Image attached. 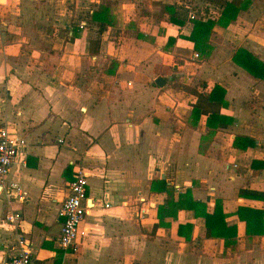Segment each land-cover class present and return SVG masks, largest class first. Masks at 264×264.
<instances>
[{"label": "crops", "instance_id": "0c3cea01", "mask_svg": "<svg viewBox=\"0 0 264 264\" xmlns=\"http://www.w3.org/2000/svg\"><path fill=\"white\" fill-rule=\"evenodd\" d=\"M168 5L188 10L185 22L169 21ZM204 6L218 9L208 0H0V123L27 140L0 183V264L18 253L19 235L38 264H264V234H247L238 214L261 210L264 221V197L240 194L264 193V78L235 61L244 49L264 63V0L217 24L210 53L196 58L189 14ZM216 85L226 89L227 127L194 111ZM245 137L255 144L243 147ZM79 169L89 208L78 249L64 250L61 206ZM11 182L26 200L9 195ZM188 190L210 211L222 201L235 244L208 238L192 209L159 217L169 192L177 201ZM180 224L192 228L180 234Z\"/></svg>", "mask_w": 264, "mask_h": 264}, {"label": "trees", "instance_id": "16d2710c", "mask_svg": "<svg viewBox=\"0 0 264 264\" xmlns=\"http://www.w3.org/2000/svg\"><path fill=\"white\" fill-rule=\"evenodd\" d=\"M211 3H217V11L210 10L209 6L202 7L196 12L195 18L191 19L194 22V28L190 36L195 44V50L199 55H208L210 53L211 45L209 44L210 37L213 33L214 27L219 24L228 26L233 20L237 19L239 13L247 9L251 0H233L231 2L221 0H208ZM167 10L171 17L169 21L174 23L185 22L188 10L177 11L175 7L168 5ZM182 14L185 16L183 17ZM179 17H183L182 19ZM235 61L240 63L243 67L249 70L253 75L264 78V63L259 61L253 54L247 50H240L235 56ZM205 87V85H204ZM199 100L195 105L194 111L197 118L201 114L209 115V123L213 127L222 126L227 127L231 124L232 119L221 115L220 107L226 95V89L220 85H216L211 92L206 94H198ZM212 130L211 133H214ZM243 147L253 146L255 140L245 137ZM237 142V141H236ZM256 167V162H253V167ZM241 195L249 198H263L264 193L259 191L241 190ZM174 195L169 192L167 205H163L159 210V217H164V214L176 215L179 209H192L195 211L197 217H204L206 220V236L208 238H223L228 245L236 243L238 235V228L236 225H228L226 222V214L223 210L221 200L210 211L206 202L195 200L190 190L185 194H181L177 201L173 200ZM168 206L170 209H168ZM175 207V208H174ZM174 208V209H173ZM241 220L247 224V234H264V221L259 218L263 214L261 210H255L249 207L240 208L238 211ZM185 228H192V224H180L179 233L183 234Z\"/></svg>", "mask_w": 264, "mask_h": 264}, {"label": "built area", "instance_id": "2783aa9c", "mask_svg": "<svg viewBox=\"0 0 264 264\" xmlns=\"http://www.w3.org/2000/svg\"><path fill=\"white\" fill-rule=\"evenodd\" d=\"M196 13L191 11L189 16L195 18ZM86 23L80 25L83 28ZM200 55L195 54L198 58ZM27 144L24 136L14 133L6 124L0 123V183H6V177L10 172L19 150ZM9 195H15L19 200H26L27 193L19 182L9 184ZM89 199V181L87 173L79 169L73 180L69 183V194L61 206V213L64 216V223L59 238V243L64 250H77L79 247L78 236L80 227L85 220ZM21 214L11 213L8 215L10 221H17ZM19 251L9 256L3 264H38L34 258V252L29 241L23 235H19Z\"/></svg>", "mask_w": 264, "mask_h": 264}, {"label": "rangeland", "instance_id": "374dc122", "mask_svg": "<svg viewBox=\"0 0 264 264\" xmlns=\"http://www.w3.org/2000/svg\"><path fill=\"white\" fill-rule=\"evenodd\" d=\"M188 2V0H186Z\"/></svg>", "mask_w": 264, "mask_h": 264}]
</instances>
